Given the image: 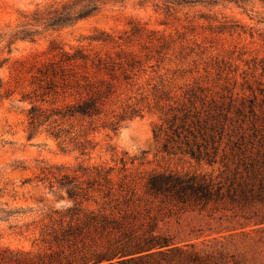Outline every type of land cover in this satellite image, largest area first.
Returning <instances> with one entry per match:
<instances>
[{"label":"rangeland","instance_id":"374dc122","mask_svg":"<svg viewBox=\"0 0 264 264\" xmlns=\"http://www.w3.org/2000/svg\"><path fill=\"white\" fill-rule=\"evenodd\" d=\"M59 1L0 0V252L44 261L84 254L86 264H264V220L252 216L264 205L201 209L154 197L145 187L151 170L211 171L188 156L166 154L163 135L153 136L164 112L188 99L200 106L204 98L225 115L224 140L264 146V0L167 7L161 0H105L95 15L72 26L32 21L33 12ZM21 30L35 31L32 40L21 39ZM76 49L124 65L108 78L107 107L137 111L115 132L93 134L97 145L85 155L44 131L31 138L26 131L36 69L57 60L59 51ZM43 166L63 167L86 191L83 211L105 214L118 226L90 227L82 240L56 244L48 232L75 205L56 178L44 176ZM63 219L65 225L69 216Z\"/></svg>","mask_w":264,"mask_h":264},{"label":"trees","instance_id":"16d2710c","mask_svg":"<svg viewBox=\"0 0 264 264\" xmlns=\"http://www.w3.org/2000/svg\"><path fill=\"white\" fill-rule=\"evenodd\" d=\"M102 1L105 0H60L46 10H36L31 19L43 23L46 28L72 26L95 15ZM161 1L166 7L168 4L188 2ZM19 32L21 39L31 40L35 33ZM115 67L124 69L122 63L115 64L108 55L90 57L82 49H76L72 53L59 51L57 60L36 69L32 81V100L26 109L27 137L44 131L59 141L62 147L71 146L80 155L92 151L97 145L94 137H91L93 134L100 130L115 132L121 121L137 112L135 109L115 112L107 107L111 104L112 94V84L108 78H116ZM199 100L200 106L196 100L188 99L170 107L164 112L163 123L153 129V136L163 135L161 147L166 154L188 156L199 165L210 166L211 171L151 170L145 182L146 191L154 197H170L180 203L200 206L201 209L210 205L224 207L226 204L255 201L264 205V146L247 148L242 140L233 137L224 140L227 133L223 123L225 115L215 106H210L209 102L207 105L204 98ZM62 168L52 171L49 166L42 167L44 176L56 178L75 205L67 208L58 227L48 232H51L52 240L56 244H70L82 240L90 227L108 231L116 228L118 225L113 218L83 211L80 205L86 191L78 184L73 185L74 177ZM84 174L90 177V173ZM106 175L100 171L96 173L102 178ZM66 215L69 219L63 225ZM252 216H258L259 221L264 220V212H254ZM242 217L248 218L244 214ZM21 254L5 248L0 252V264H86L90 260L84 254L76 258L70 253L66 257L46 261L42 258L26 259Z\"/></svg>","mask_w":264,"mask_h":264}]
</instances>
